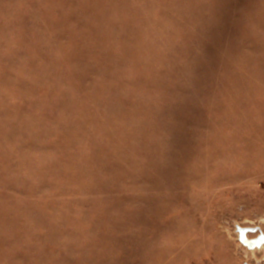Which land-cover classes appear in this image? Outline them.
<instances>
[{"label":"rangeland","instance_id":"1","mask_svg":"<svg viewBox=\"0 0 264 264\" xmlns=\"http://www.w3.org/2000/svg\"><path fill=\"white\" fill-rule=\"evenodd\" d=\"M0 264H264V0H0Z\"/></svg>","mask_w":264,"mask_h":264}]
</instances>
